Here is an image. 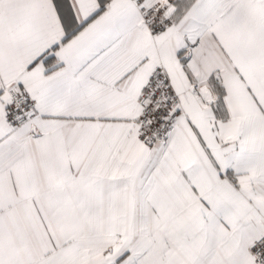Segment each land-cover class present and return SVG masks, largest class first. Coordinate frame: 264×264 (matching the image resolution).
<instances>
[{"label":"snow or ice","instance_id":"6c2138e0","mask_svg":"<svg viewBox=\"0 0 264 264\" xmlns=\"http://www.w3.org/2000/svg\"><path fill=\"white\" fill-rule=\"evenodd\" d=\"M0 264H264V0H0Z\"/></svg>","mask_w":264,"mask_h":264}]
</instances>
